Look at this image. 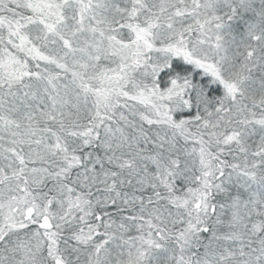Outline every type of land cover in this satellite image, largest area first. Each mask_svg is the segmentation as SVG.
<instances>
[{
    "label": "snow or ice",
    "instance_id": "obj_1",
    "mask_svg": "<svg viewBox=\"0 0 264 264\" xmlns=\"http://www.w3.org/2000/svg\"><path fill=\"white\" fill-rule=\"evenodd\" d=\"M0 264H264V0H0Z\"/></svg>",
    "mask_w": 264,
    "mask_h": 264
}]
</instances>
